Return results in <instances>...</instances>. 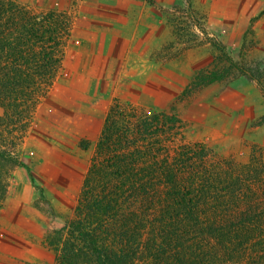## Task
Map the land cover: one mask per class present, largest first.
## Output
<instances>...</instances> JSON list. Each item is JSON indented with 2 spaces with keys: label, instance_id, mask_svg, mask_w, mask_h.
Instances as JSON below:
<instances>
[{
  "label": "rangeland",
  "instance_id": "obj_1",
  "mask_svg": "<svg viewBox=\"0 0 264 264\" xmlns=\"http://www.w3.org/2000/svg\"><path fill=\"white\" fill-rule=\"evenodd\" d=\"M9 1L66 12L71 26L46 95L26 121L13 116L0 126V152L24 164L0 172V264L58 263L35 186L60 218L73 219L113 110L110 126L123 136L117 146L152 148V156L195 176L208 170L215 179L207 191L221 196L220 217L237 216L233 232L202 222L177 241L180 253L163 245L158 259L149 257L144 237L136 264H264V95L248 77L262 71L264 81V0ZM163 192L156 182L152 221Z\"/></svg>",
  "mask_w": 264,
  "mask_h": 264
},
{
  "label": "trees",
  "instance_id": "obj_2",
  "mask_svg": "<svg viewBox=\"0 0 264 264\" xmlns=\"http://www.w3.org/2000/svg\"><path fill=\"white\" fill-rule=\"evenodd\" d=\"M70 26L66 12H36L13 1L0 0V126H8L6 121H12L13 116L26 121L23 115H29L37 101L46 95L60 68ZM210 44L227 57L221 42L211 38ZM238 70L246 75L242 68ZM261 73L248 77L256 81L264 95ZM113 111H109L96 142L73 219L60 218L44 198L42 189L35 186L50 218L49 237L58 252L57 264H136L144 237L151 241L144 249L152 259H158L161 247V253H166L163 245L170 246L169 253H180L182 245L177 241L184 240L206 221L209 223L205 228L220 231L228 227L233 232L237 216L220 217L217 206L221 196L213 198L208 194L207 182L214 181L213 174L206 170V176L202 172L195 176L185 168L176 170L167 160L152 156V148H141L142 145L117 146L123 136L110 126ZM4 153L0 152V172L8 163L11 167L24 166L12 153ZM29 177L33 183L30 172ZM156 182L164 184V192L160 194L164 204L152 221L149 207L153 204ZM4 194L5 188L0 186V196ZM205 205L213 208L210 214ZM164 226L178 230L177 236ZM155 233L160 235L159 243L153 242ZM175 242L177 246L173 248L171 243Z\"/></svg>",
  "mask_w": 264,
  "mask_h": 264
}]
</instances>
